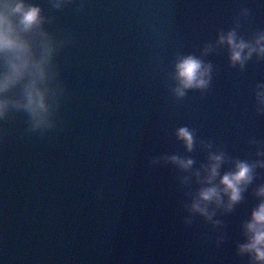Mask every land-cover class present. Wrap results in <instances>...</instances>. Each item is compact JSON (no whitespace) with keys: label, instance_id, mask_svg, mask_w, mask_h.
Returning <instances> with one entry per match:
<instances>
[{"label":"water","instance_id":"water-1","mask_svg":"<svg viewBox=\"0 0 264 264\" xmlns=\"http://www.w3.org/2000/svg\"><path fill=\"white\" fill-rule=\"evenodd\" d=\"M26 2L40 6L43 23L24 38L35 59L51 54L43 79L29 70L0 93V132L164 264H260L240 246L264 202V55L233 65L220 36L235 31L255 45L264 0ZM188 55L211 65L212 79L179 96L176 65ZM10 71L0 59V75ZM33 80L46 95L42 115L28 107ZM185 127L191 150L178 136ZM212 153L224 155L220 176L246 161L253 180L231 209L226 195L206 203L209 219L192 205Z\"/></svg>","mask_w":264,"mask_h":264},{"label":"clouds","instance_id":"clouds-1","mask_svg":"<svg viewBox=\"0 0 264 264\" xmlns=\"http://www.w3.org/2000/svg\"><path fill=\"white\" fill-rule=\"evenodd\" d=\"M42 9L39 5L28 4L26 0H0V59L10 68V72L0 75V93L7 90L13 83L23 79L25 74L32 70L39 79L46 75L45 63L51 54L48 48L41 59H35L31 44L24 38L23 33L38 27L43 23ZM227 43L231 50L233 65L239 63L243 67L246 60L253 53L264 55V34H260L255 45L238 38L235 31L220 36V43ZM179 86L176 89L179 96L185 95L186 89L206 88L211 83V65L205 66L204 62L193 55L182 58L176 65ZM258 100L264 104V85L258 86ZM7 101L0 99V115H3ZM28 107L34 114L42 115L47 110L46 95L37 87L36 80L28 87ZM178 136L183 139L189 150L194 145V135L188 128L178 130ZM174 162L183 168H190L192 159L171 157ZM210 163L206 168L208 176L204 182L207 186L200 189L198 198L193 202L192 208L211 219L206 203H223V196H228L227 207L231 209L242 199V193L246 185L253 180V165L246 161H238L234 171L226 172L220 176V167L224 160L222 153H212L209 156ZM199 175V173H197ZM220 176L219 184L215 178ZM222 185V187H221ZM258 194L264 196V187ZM248 240L240 246L241 252L254 254L256 261L264 264V202H261L252 212V217L246 225Z\"/></svg>","mask_w":264,"mask_h":264}]
</instances>
